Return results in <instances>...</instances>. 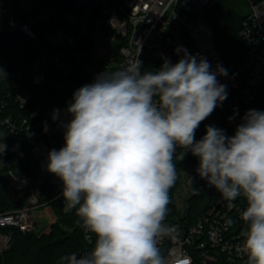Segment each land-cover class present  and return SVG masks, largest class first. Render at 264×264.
I'll use <instances>...</instances> for the list:
<instances>
[{
    "label": "clouds",
    "instance_id": "clouds-1",
    "mask_svg": "<svg viewBox=\"0 0 264 264\" xmlns=\"http://www.w3.org/2000/svg\"><path fill=\"white\" fill-rule=\"evenodd\" d=\"M175 52L178 62L164 57L153 70H144L138 53L75 90L67 104L64 146L49 150L46 168L95 239L84 253L62 256V264H164L158 242L175 231L164 221L177 149L180 161L189 152L198 159V176L224 200L243 199L246 264H264V111L245 112L232 136L209 125L196 140L200 123L227 99L217 77L228 73L183 47ZM5 150L0 143V155Z\"/></svg>",
    "mask_w": 264,
    "mask_h": 264
},
{
    "label": "built area",
    "instance_id": "built-area-1",
    "mask_svg": "<svg viewBox=\"0 0 264 264\" xmlns=\"http://www.w3.org/2000/svg\"><path fill=\"white\" fill-rule=\"evenodd\" d=\"M246 1L248 11L239 29L246 48L241 63L235 69L228 68L215 46L212 29L199 13L209 0H71L74 8L68 11L52 5L51 11L45 15L44 33L48 37L43 34L41 41L36 43L37 56L27 73V80L32 86L44 84L50 95L41 91L43 104L30 108L24 116H7L4 119L9 130L22 137V142L13 143L14 153L20 154L24 166L36 163L46 168L49 150H59L64 146V130L60 125L70 118L65 109L75 91L64 92L67 89L64 79L74 63H79L83 72L80 88L92 83L98 74L125 65L138 53L144 70L159 69L164 57L176 63L180 56L175 49L179 46L192 55L206 58L213 69L221 65L227 70V76L217 77L220 83L226 85L228 93L219 109L237 110L249 104L264 77V0ZM6 2V5L0 6V18L10 29L20 31L29 39H36L34 17L20 19ZM84 36L88 37L90 45L85 42ZM11 96L20 108L32 99V93L21 85ZM56 109L60 112L54 121L52 117ZM241 118L231 120L234 132ZM2 142L6 150L0 156L8 150L0 136ZM179 151L177 149V154ZM22 152L26 153L27 159ZM187 155L194 162L198 161L190 152ZM191 162L177 171L180 183L176 189L169 191L170 200L179 210L182 208L177 206L174 196L188 177L185 168ZM5 178L23 201L12 209L0 212V254L9 247L13 230H40L31 210L49 203L42 189L44 179L41 176L9 168ZM50 181L59 188L56 197H62L65 206L61 181L51 173ZM243 208L234 201L218 198L207 209L206 215L192 225L186 224L181 215L174 222L167 214L164 223L175 231L158 242L164 264H194L196 260L204 264H246V255L241 248L245 227L240 221ZM81 231L84 246L78 254L89 250L95 238H87L82 227Z\"/></svg>",
    "mask_w": 264,
    "mask_h": 264
},
{
    "label": "trees",
    "instance_id": "trees-1",
    "mask_svg": "<svg viewBox=\"0 0 264 264\" xmlns=\"http://www.w3.org/2000/svg\"><path fill=\"white\" fill-rule=\"evenodd\" d=\"M7 1L11 5L13 13L20 19L34 17V14L38 12L39 7L27 14L20 13L16 0ZM70 1L44 0L42 5H51V7L52 5H57L68 11L74 8ZM244 1L248 5L247 1ZM241 8V0H209L199 12L212 29L215 46L230 69H235L241 63L246 48L245 42L239 36L240 25L246 15V13H241ZM34 28L37 38L29 39L20 31L10 29L6 22L0 18V69L5 74L0 76V136L6 142L8 149L4 156H0V212L12 209L23 201L5 178L6 170L11 168L17 172H23L35 177L41 176L44 179L42 189L55 215V220L50 224L47 231L21 232L13 230L9 247L0 254V264H61L62 256L71 252L78 254L79 251L83 250L84 246L81 224L75 210H66L62 197H56L59 188L51 183L50 173L42 164L23 165L20 154L14 153L12 149L15 141L22 142L21 134L11 132L4 121L7 116L14 118L24 116L30 108L37 104H43L40 95L41 91H47L50 95L46 85L35 87L27 80L29 67L37 56L36 43L41 41L46 28V18L44 20H35ZM83 39L90 45L87 36H84ZM82 73L81 65L74 63L71 72L64 79V86L67 88L64 91L66 94L79 88ZM19 85L32 93V99L27 102L24 108L18 107V104L11 96ZM250 109L264 111V77L257 86L255 96L249 104L237 110H228L226 108L221 110L217 107L213 112L218 118L220 129H223L226 135L232 136L234 135V128L231 120L243 117L245 112ZM199 127L196 130L197 140L202 136ZM22 153L24 154V152ZM178 154L175 160L177 171L185 163L193 161V158L187 154L180 161ZM17 156H19L18 161H16ZM23 157L27 159L26 153ZM189 177L192 178L193 184L189 182ZM179 183L177 179L171 189H176ZM183 185L188 193L186 199H184L183 208L179 210L171 200L168 205V216L174 222L177 220L176 217L180 218L181 215L186 224H195L206 215L207 209L216 203L218 198L225 201L215 188L208 186L206 181L200 179L196 171L189 173L188 177L183 181ZM193 188L197 189V191L194 192ZM234 202L245 207V202L242 198H238ZM231 223L233 224V220H231ZM2 229L7 230L6 228ZM245 261L247 262V257ZM194 264L204 263L196 260ZM205 264L221 263L207 262Z\"/></svg>",
    "mask_w": 264,
    "mask_h": 264
},
{
    "label": "rangeland",
    "instance_id": "rangeland-1",
    "mask_svg": "<svg viewBox=\"0 0 264 264\" xmlns=\"http://www.w3.org/2000/svg\"><path fill=\"white\" fill-rule=\"evenodd\" d=\"M43 2L44 0H16L18 9L21 11V13L24 14H27L33 11L34 9H36L37 7H39L38 12L34 14L35 20L38 19L44 20L45 15L49 13L52 9L51 5H42ZM241 4H242L241 13H246L248 11V5L244 0H241ZM44 35L48 37L46 33H44ZM209 125H214L215 127L220 128V124L215 112H213L207 119L202 121V123L200 124L199 130L202 135L201 138L205 135L206 126ZM197 167H198V161L191 162L185 168L186 173L189 174L190 172L196 171ZM187 195H188L187 189L184 185H182L181 189H179V193L175 194L174 196V201L179 208H183V202L184 199H186ZM64 207L66 210H69L66 204ZM31 215L34 218V220L38 223V229L43 231H47L49 229L50 224L55 220V215L49 204L31 210Z\"/></svg>",
    "mask_w": 264,
    "mask_h": 264
},
{
    "label": "crops",
    "instance_id": "crops-1",
    "mask_svg": "<svg viewBox=\"0 0 264 264\" xmlns=\"http://www.w3.org/2000/svg\"><path fill=\"white\" fill-rule=\"evenodd\" d=\"M0 2H1V3H0V6H4V5H6V3H7L6 0H0ZM19 12L21 13L20 10H19Z\"/></svg>",
    "mask_w": 264,
    "mask_h": 264
}]
</instances>
